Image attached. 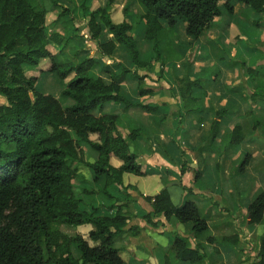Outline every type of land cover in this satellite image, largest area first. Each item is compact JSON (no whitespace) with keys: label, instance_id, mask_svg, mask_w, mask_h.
Segmentation results:
<instances>
[{"label":"trees","instance_id":"16d2710c","mask_svg":"<svg viewBox=\"0 0 264 264\" xmlns=\"http://www.w3.org/2000/svg\"><path fill=\"white\" fill-rule=\"evenodd\" d=\"M114 1L108 0L101 8L96 0H79L68 8L57 0H0V99L4 100L0 104V264H125L114 244L127 232L133 218L130 210L133 201L127 195L121 200L112 194L132 189L123 186L124 174L144 175L137 156L129 149V144L142 134L131 130L126 137L120 136L119 119L104 113V107L121 104L125 111L138 107L150 112L148 107L124 99L121 85L128 79L137 84L138 96L152 94L143 88L145 77L137 71L150 69V59L162 64L160 36L164 30L184 25V35L195 41L222 12L232 16L233 3L247 7L254 14L264 13V0H134L143 8V14L130 13L131 23L123 20L115 24L110 17ZM52 11L58 12L55 22L61 21L62 31L48 35L47 20ZM123 11L127 17V8ZM78 19L85 20L89 38L100 57L110 58L116 46H120L135 69L107 73L110 83L106 84L95 74L104 71L92 59L63 64V51L80 39L75 25ZM137 29L142 31L141 47L133 36ZM104 30L112 41L100 44L98 39ZM42 63L46 72L63 82L60 95L72 101V106L65 108L57 99L36 90L37 76L25 68H36ZM232 66L245 69L249 80L256 84L253 90L240 84L232 88L233 92L242 94L244 102L257 103L264 111V77L246 68L244 63ZM181 67L182 77L173 78L180 99L179 119L200 111L194 94L202 91L204 84L200 78L190 79L189 61ZM215 67L211 65L208 69L213 72ZM228 115L225 109L214 113L207 139L194 152L197 162L194 183L205 170L203 156L216 151L220 120ZM250 115L251 111L245 113V117ZM255 124V128L260 126L259 122ZM244 140V129L235 125L228 140L229 149L237 152ZM83 146L96 155L94 162H85ZM111 159L121 165L113 167ZM250 160V155L243 156L233 168L234 175L243 174ZM80 166L91 171L93 182L100 185L98 195L109 203V208L116 209L112 217H100L94 211L87 213L80 209L77 184L84 181L78 173ZM220 169L219 163L216 164L217 174ZM184 171L182 165L181 173ZM142 199L152 209L142 220L152 227L159 226L153 218L160 216L191 226L194 249L188 238L177 237L164 255L163 264H203L206 261L203 245H213L216 241L204 238L208 224L197 206L186 202L176 208L165 188L153 197ZM263 214L264 192L248 207V224L259 225ZM84 225L93 227L87 239L76 234L68 236L55 228ZM89 242L95 246L91 247ZM237 242V237L222 240L234 250ZM253 264H264V233L257 239Z\"/></svg>","mask_w":264,"mask_h":264},{"label":"crops","instance_id":"0c3cea01","mask_svg":"<svg viewBox=\"0 0 264 264\" xmlns=\"http://www.w3.org/2000/svg\"><path fill=\"white\" fill-rule=\"evenodd\" d=\"M96 1L99 7L104 8L108 0ZM129 5L132 6L134 15L143 14V8L134 0H115L110 9V17L115 24H120L123 20L131 23L132 17L122 14ZM66 7L72 8L70 5ZM233 8L232 16L222 12L209 30L195 41L184 35V25L181 24L171 31H163L160 36L162 64H156L150 59V69L137 71L139 76L145 77L143 88L150 90L152 94L138 96L137 84L128 79L121 85V95L124 99L133 105L146 106L150 112L138 107L125 111L121 104L104 107V113L119 119L117 133L120 136L126 137L131 130H138L142 134L129 144V149L137 156V162L144 175L138 177L124 174L123 186L135 190L112 194L121 200L127 195L133 201L130 207L133 218L126 228L127 232L117 238L114 244L125 264H163L164 255L177 237L188 238L191 249H194L195 240L192 238L189 224L181 225L173 218L166 220L160 216L153 218V222H157L159 226L152 227L142 220V217L152 212L150 205L142 197H153L163 188L167 190L176 208L182 207L186 202H193L200 216L207 220L208 231L204 238H213L216 242L213 245H203L206 255L203 264H252L257 239L264 233V214L259 225H249L246 214L250 204L264 192V111L257 103L244 102L242 94H236L232 90L242 82L248 89L256 88V84L246 75L245 69L221 66L218 64L217 55L226 52L230 58L235 59L237 53L233 47L243 40L264 51V13L260 14L259 21L254 20L253 16L254 19L248 18L256 30L250 33L249 40H246L238 20L231 18L248 13L246 9H242L245 7L237 3H233ZM82 30L80 36H83L85 41L80 37L74 41L72 47L63 51V64L92 59L103 69L104 74L97 71L95 74H99L106 84L110 83L107 73H120L122 68L132 71L133 66L122 47L116 46L110 58L100 57L95 43L91 42L88 34L83 35ZM61 31L59 28L52 32L58 34ZM137 31L134 32V38ZM109 41H112V37L105 30L102 31L98 42L105 44ZM187 61L191 64L190 79L201 78L204 84L203 90L194 94L200 111L179 119L180 99L173 78L182 77L184 69L181 64ZM211 64L221 68V74L204 78L211 73L208 69ZM251 69L263 78L264 59L259 61L256 68ZM55 99L60 102L58 97ZM218 109H225L230 115L220 120L221 132L216 142V151L203 156L206 167L201 179L194 183L193 170L197 164L194 152L207 139L214 113ZM248 111H251V115L245 117ZM258 122L260 126L255 128L254 125ZM237 124L244 129L245 140L236 152L229 149L228 140ZM82 150L85 162L95 161L96 155L89 148L83 146ZM247 154L251 160L246 172L241 178L235 179L232 185V169L240 157ZM110 163L115 168L121 165L116 159H111ZM218 163L221 168L219 179L216 172ZM182 165L185 168L183 173ZM78 170L84 178V181L77 184L81 199L80 209L87 213L94 211L100 217H112L116 209L109 208V203L98 195L100 185L93 182L91 171L83 166L78 167ZM91 192L94 194L89 195ZM242 194H247L244 201L241 199ZM236 197L239 200L236 201ZM72 230L74 234L87 239L93 227L84 225ZM228 237H237L236 250L222 243V240ZM89 244L91 247L95 246L91 242ZM73 255L78 257L76 251H73Z\"/></svg>","mask_w":264,"mask_h":264},{"label":"rangeland","instance_id":"374dc122","mask_svg":"<svg viewBox=\"0 0 264 264\" xmlns=\"http://www.w3.org/2000/svg\"><path fill=\"white\" fill-rule=\"evenodd\" d=\"M57 1L59 4H62L64 6L70 5V7H73V4H77V0H73V1L57 0ZM135 3L138 4L137 2H135ZM138 6L141 7L139 4H138ZM241 6L245 7L243 5H241ZM242 9H246L248 14L247 15L241 14L238 17H233V19L231 18V20H234V18L238 20L240 28H241V33L246 37V40L247 39L249 40V37L251 36L250 33H253L256 30V28L251 26L250 21H248V18L253 16L255 19L253 17H252V19L259 21V19H261V17H260V14H254V13L250 12V10L247 7L242 8ZM57 13L58 12H56V11H52L49 13L47 24H48V27H51L52 25H53V27H51V29L47 28L48 35L52 34L53 33L52 31H55L56 29H59L61 27L60 26L61 21L59 23L55 22V19L58 15ZM130 13L132 15H134V10H133L132 6L129 5L127 8V12H126L127 16L128 15L131 16ZM122 14H125V13H123V11H122ZM115 18H116V16H115ZM262 22H264V21H262ZM75 25L77 26L78 30L80 31V35H81L82 29H84V30H82L83 35L88 34L87 29L85 28L86 27L85 20H79L78 19L75 21ZM80 37H81V39H83V41H85L83 36H80ZM88 37H89V35H88ZM135 39L138 41V43L140 44V47H141V42H142V32L141 31H137L135 33ZM233 48L237 53L236 58L235 59L230 58L226 52L221 53V54L217 55L219 57V62H218L219 65H221V66H225V65L232 66L235 63H244L246 68H253V67L256 68L259 61L264 59V51L260 50L258 48V46L254 45V44H249L245 40L239 41L237 43V45L234 46ZM53 49L55 52L58 51L56 48H53ZM44 66L45 65L42 63L41 65H39V67H36V68H29V67L25 68V71H27V69H28V71H31L33 74H35L37 76L36 84H35L36 90L39 93L44 94V95H51V96H54L55 98L58 97L61 105L65 108L72 106L73 105L72 101L65 99V98L61 99V97H60V92L63 89V82H61L54 74L46 72V66L45 67ZM236 67L238 68V66H236ZM134 69L135 68L133 67L132 70H134ZM220 74H221V68H218L216 66L214 68V71L205 75L204 78H210L212 76L217 77V76H220ZM210 75H212V76H210ZM242 84H243V86H245L244 82H242ZM3 103H4V100L0 99V104H3ZM242 159H243V156L240 158V160L236 166H238V164L241 162ZM246 169L244 170V173L241 175H234V171L232 169V171H233V178H231V180L233 179V181L231 182L232 185H233V182L235 179H238V178H241L242 176H244ZM217 176L219 179L220 174H217ZM241 199L243 201L246 200L247 194H242ZM237 200H239L238 197H236V201ZM55 228H57L58 230H60L61 232L65 233L68 236H74L75 235L73 230H72L73 227H67L66 226V227H55ZM252 264H253V261H252Z\"/></svg>","mask_w":264,"mask_h":264}]
</instances>
